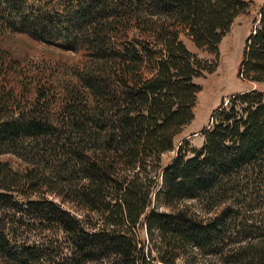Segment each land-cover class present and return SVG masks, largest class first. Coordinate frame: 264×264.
<instances>
[{"label":"trees","instance_id":"obj_1","mask_svg":"<svg viewBox=\"0 0 264 264\" xmlns=\"http://www.w3.org/2000/svg\"><path fill=\"white\" fill-rule=\"evenodd\" d=\"M248 6L0 0V264H264V92L185 138L215 63L181 36L216 55ZM12 34L81 57L23 63ZM238 75L264 82V2ZM36 225L50 236L29 240Z\"/></svg>","mask_w":264,"mask_h":264},{"label":"rangeland","instance_id":"obj_2","mask_svg":"<svg viewBox=\"0 0 264 264\" xmlns=\"http://www.w3.org/2000/svg\"><path fill=\"white\" fill-rule=\"evenodd\" d=\"M263 2L264 0H248V8L235 18L230 30L218 44L216 55L197 49L187 37L181 36L190 51L201 59L215 63V68L211 73H203L202 76L194 79L200 86V90L196 96L193 110L194 118L185 130V138L188 139L193 148L201 147L204 139L201 129L207 126L210 114L221 102L225 101L229 96L249 88L264 92V82H250L241 79L238 75L245 40L255 25L259 7ZM1 43L14 58L27 64H44L46 62L67 64L75 62L81 57L79 53L61 51L39 43L25 35H7L2 39ZM187 203H190L193 208L196 207L193 200H189ZM26 235L29 240L35 239L34 241L38 240L41 242L43 238L50 236V232L42 225H36ZM60 247H64L63 244ZM200 262L197 261L198 264ZM177 264L186 263L179 260Z\"/></svg>","mask_w":264,"mask_h":264}]
</instances>
